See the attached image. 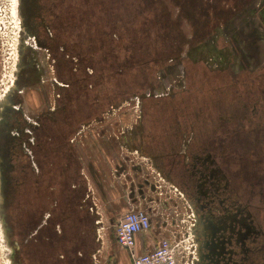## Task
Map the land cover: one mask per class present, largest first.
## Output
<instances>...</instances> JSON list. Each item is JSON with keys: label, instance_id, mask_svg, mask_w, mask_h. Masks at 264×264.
<instances>
[{"label": "flooded vegetation", "instance_id": "flooded-vegetation-1", "mask_svg": "<svg viewBox=\"0 0 264 264\" xmlns=\"http://www.w3.org/2000/svg\"><path fill=\"white\" fill-rule=\"evenodd\" d=\"M117 1L110 0L112 7L106 14L102 0H21L25 33L34 42L29 49L45 51L53 102L42 103L38 110L24 107L26 86L42 92L38 83L45 82L33 57L28 80L17 74V88L14 84L0 106V189L5 193L3 217L14 262L18 258L16 244L25 253L32 252L35 228L45 226L48 238L50 220L46 214L50 212L44 200H49L52 159L67 152L65 147L54 153L52 139L65 138L77 125L75 135L82 125L100 121L101 114L117 103L82 120L84 113L99 106L84 99L82 70L95 73L99 68L93 65L105 47L101 43L105 29L99 31V24L114 21L120 12H113ZM119 4L126 5V0ZM164 26L173 36V45L163 57L153 59L155 70L147 76L146 87L140 88L146 78L143 75L124 99L138 103L141 129L138 138L133 136L134 145L187 202L194 264H264V77L259 78L257 68L249 70L255 75L249 92L243 79L247 73L243 70L248 69L243 65L234 70L233 46L214 48L220 72L188 57L181 62L177 55L180 35L173 27ZM237 42L233 48L236 54L243 50ZM109 47L115 49L114 43ZM255 48L253 45L252 50ZM168 61L176 66L180 80ZM254 65L259 67V59ZM167 76L171 78L167 80ZM155 83L166 90H157ZM135 167L140 171L143 165ZM148 180L147 175L140 181L132 179L131 187L151 208L149 193L154 186L148 185Z\"/></svg>", "mask_w": 264, "mask_h": 264}, {"label": "rangeland", "instance_id": "rangeland-1", "mask_svg": "<svg viewBox=\"0 0 264 264\" xmlns=\"http://www.w3.org/2000/svg\"><path fill=\"white\" fill-rule=\"evenodd\" d=\"M156 1L162 9L165 24L173 27L177 34L180 35V37H178L180 40L177 55L181 62L184 63L185 59L188 57L190 60L193 59L194 62L202 61L204 63L203 65H206L205 68L208 67L212 71L220 72V58L215 56L214 51L220 49L219 44L226 45L227 49L230 48V46L235 48L236 43L234 42L238 41L237 43L243 50H238L236 54V51L232 48V56L233 52L235 54L233 56L234 60L232 59L234 70L238 71L243 65L244 68L248 69L247 71L243 70L247 72L244 73L246 76H244L243 79L246 82V88L249 92V88L255 85V81L253 80L255 78H252L255 77V75H252V73L250 74L249 70L257 68L260 74L259 78L261 77L262 79L264 77V74H262L264 73V0ZM20 4L21 0H0V106L4 102V98L7 96L6 94H9L17 86V83L15 84L17 74L20 73L19 76L22 77L23 80H28L29 73H32V71L29 72V69H31L33 65L34 57L43 70L42 73L45 82L41 83V80H39L40 82L38 83L40 85L38 87L43 89V91L38 92L35 90L36 88L30 89L29 86H26V90L23 92L22 96L25 99L23 104L25 109L27 108L26 110H32L33 108H37L36 110H38L44 102L52 105L53 96L51 93L50 76H46L48 72H45V69L48 71L45 51L38 48L29 49V45H34V42L30 39L28 33H25L26 30ZM241 27L243 30L240 32ZM234 33H238L236 39L233 36ZM233 37L235 40L232 39ZM228 40H230V42H227ZM252 41L253 44H251ZM200 42L202 43L200 44ZM253 45L254 47L256 46L255 51L252 50ZM247 47L251 48L247 50ZM23 48H25V50ZM222 48L223 47H221V49ZM258 59L259 67L254 65ZM166 64L175 69V78L180 80V74H178V70L176 71L174 63L168 61ZM170 73H173V71H170ZM248 77L252 79L247 80ZM170 78L171 77L167 76V79ZM20 83L22 87L24 83L21 81ZM14 84L15 87H13ZM262 85L260 81V86ZM165 90L166 89H163L162 91ZM137 105L138 103L136 100L126 99V101L122 100L117 102L112 108L107 109L105 113L101 114V116L103 115L101 119L103 124L100 126L103 127V130H109L111 138L122 134V132L125 134H123L125 139H128L129 134H132L131 136H137L136 138H138L141 126L138 121L139 112L136 107ZM129 110L131 114H128ZM125 114L126 117H124ZM130 115H132L131 120L129 118ZM93 126L92 124L90 127ZM82 128L86 129L88 127L79 128L73 136L75 142L77 140L79 141L77 137L79 133H81ZM85 131H89L93 136H97L98 133L96 127L86 129ZM119 157L125 158L130 161V163L134 161L133 164L138 162V164H140L141 162V159L135 158L134 155L127 153L125 148L121 147L115 154V158ZM144 172L145 170L142 171V173ZM149 172H151V170H149ZM5 206V193L3 191L2 194V189H0V264H14L12 258V245L9 240H7V223L3 217V214H5ZM178 207H180V210H178V212H180L179 216H173L172 212L174 208L169 207V209L167 208L163 213V220L165 219V215H172L173 219L176 220V224L169 225L172 229V231L168 230L169 234L175 235L177 237L176 243L178 246L183 250H187L186 247L190 246L193 233L185 208L187 207V203L183 197L178 199ZM121 216L122 212L120 211V213L117 214L116 222Z\"/></svg>", "mask_w": 264, "mask_h": 264}, {"label": "crops", "instance_id": "crops-1", "mask_svg": "<svg viewBox=\"0 0 264 264\" xmlns=\"http://www.w3.org/2000/svg\"><path fill=\"white\" fill-rule=\"evenodd\" d=\"M157 77L156 74L154 78L157 80ZM156 85L157 90L163 89L164 85L159 83ZM129 113L131 114V111H128ZM129 118L131 120L132 115ZM92 124L94 126L90 127ZM101 124L103 121L100 120L81 126L88 127L86 129L96 127L97 136H93L89 131H85V128H82L77 137L78 142L74 141V137L71 138L79 162V175L84 181V189L73 203L61 202L59 204V207L62 208L60 210L65 211L63 215L60 214V218L55 217L57 211L52 213L51 244L37 248L32 241V252L29 253H25L24 249L20 247L21 245L16 244L18 258L14 264L130 263L129 251L122 248L116 241L114 227L117 214L120 211L123 214L128 209L145 206L144 203L147 199L140 196L136 188L131 187V181L132 179L134 182L140 181L145 174H148L149 168L154 173L158 172L149 166L148 157L134 145L132 134H129L128 139L124 138L123 132L111 138L109 130H103ZM117 147L125 148L127 153L141 159L140 164L143 165L145 172L136 170L134 161L130 163L123 157L115 158L119 149ZM128 178L131 181L127 180ZM62 192L63 189L59 186L57 190L59 196L62 195ZM165 210L163 208L154 212L151 215V228L136 235L134 246L136 254L151 250L160 238L170 236L168 230L171 228L168 222L164 224L162 220ZM48 215L47 213L46 218Z\"/></svg>", "mask_w": 264, "mask_h": 264}, {"label": "trees", "instance_id": "trees-1", "mask_svg": "<svg viewBox=\"0 0 264 264\" xmlns=\"http://www.w3.org/2000/svg\"><path fill=\"white\" fill-rule=\"evenodd\" d=\"M102 1L106 2L104 7L106 14H108L107 9L112 7L110 0ZM123 1L118 0L113 8V12L120 10V12H117L118 15L113 16V22H100L99 24V31L105 29V35L101 37V43L105 47L101 48L99 59L93 61V65L99 68L94 70L95 73H88L85 69L82 70L84 99L90 104L94 102L99 105L97 106L98 110L95 108L84 113L82 120L88 119L97 113L100 114L109 104L124 100L133 92V88L143 80V75L146 78L140 88H145L148 81L147 76L155 70L153 59L163 57V53L173 45V36L165 32V29H167L164 26L165 20L156 0H126V5L119 4ZM121 9H124L123 13ZM112 43L115 46L113 50L109 47L112 46ZM76 127L77 125L72 129L69 128L70 130H68L65 138L62 136L52 139L53 152L55 149L60 152V149L65 147L67 152L65 156L59 154L58 158L53 156L52 159L51 183L47 187V191L50 192L47 196L49 200L47 198L44 200L45 209L50 212L48 218L50 221L46 225L47 231H49L47 236L50 240L44 235L45 226L36 229L31 239L37 248L51 244L50 224L53 220L52 213L57 211L55 217L60 218V214L63 215L65 212L60 210L62 208L59 207V204L61 202L73 203L84 189V181L79 175L76 150L71 143ZM65 130L67 132V127ZM56 131H58L57 128L54 132L56 133ZM61 132L63 134V129ZM59 186L63 189L61 196L57 193Z\"/></svg>", "mask_w": 264, "mask_h": 264}, {"label": "built area", "instance_id": "built-area-1", "mask_svg": "<svg viewBox=\"0 0 264 264\" xmlns=\"http://www.w3.org/2000/svg\"><path fill=\"white\" fill-rule=\"evenodd\" d=\"M149 169L152 171L151 168ZM140 171H143V168ZM152 172L151 174L148 170V174H145L149 178L148 185L154 186L151 193H149L152 196L150 204L153 203L150 205L151 208L147 206L143 208L136 207L128 209L123 213L114 227L116 241L122 248L129 251L131 257L129 264H194L193 237L191 238L190 246L186 247L187 250H183L178 246L176 243L177 237L171 234L170 236L160 238L155 246L147 252L140 254L134 252L136 235L140 232H146L151 228V215L154 212L159 211V209L172 207L174 208L172 212L173 216L177 217L180 214L178 212L180 210L178 199L183 197L182 193L175 185L164 180L158 173ZM160 199L162 200L160 201ZM185 208L187 209V207ZM187 217L189 221L188 213ZM163 222L164 224L168 222L169 225L176 224V220L173 219L171 214L165 215ZM169 230L172 231V229Z\"/></svg>", "mask_w": 264, "mask_h": 264}]
</instances>
